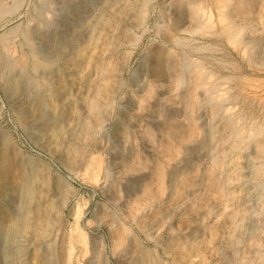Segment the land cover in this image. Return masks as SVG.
I'll return each mask as SVG.
<instances>
[{"label":"rangeland","instance_id":"obj_1","mask_svg":"<svg viewBox=\"0 0 264 264\" xmlns=\"http://www.w3.org/2000/svg\"><path fill=\"white\" fill-rule=\"evenodd\" d=\"M116 1L0 0V264H264V0Z\"/></svg>","mask_w":264,"mask_h":264},{"label":"bare ground","instance_id":"obj_2","mask_svg":"<svg viewBox=\"0 0 264 264\" xmlns=\"http://www.w3.org/2000/svg\"><path fill=\"white\" fill-rule=\"evenodd\" d=\"M116 1V0H115ZM123 1V4L125 5V6H131L132 4L134 5L136 2H134V1H132V0H120V1H116V2H122ZM148 1V0H147ZM150 1V0H149ZM224 1V0H223ZM223 1H221L222 3H223ZM116 2H115V4H116ZM187 2V1H186ZM189 2V1H188ZM225 2V4H224V6L223 5H221L220 7H222V8H224V12L222 11V15H220L221 17H220V19H224V21L226 20V19H230L231 18V16L230 15H232L233 14V16H234V14L235 13H237L238 14V16L240 17V16H243L245 13L247 14V12H246V10L247 9H249V8H251V5L254 3V0H240V1H236V2H233V1H229V0H227V1H224ZM203 3V2H202ZM202 3H200V4H198V3H192V2H189V3H184L185 5L183 6V7H181V12H178L176 15H177V17H180V19H182L181 20V22L179 21V22H177L178 23V28H179V32L180 31H183V30H180V29H182L181 27H182V24L185 26L186 24H191V23H193V24H195L196 22H200V20H201V15L204 17V18H202V19H204L203 20V22H202V24L200 25V28H201V31H199V30H197V31H199V32H201V33H203L204 32V34L205 35H207V32H209V25H210V23H211V21L213 20L212 18V16H211V14H209V15H206L205 14V11L204 10H206V8L204 7L203 8V5H202ZM118 4V3H117ZM111 5V4H110ZM138 5V4H137ZM206 5V4H205ZM112 6H115L114 4L112 5ZM121 6H123V5H121ZM113 8V7H112ZM130 8H134V6H131ZM109 9V8H108ZM218 9V8H217ZM120 10V9H119ZM133 10V9H132ZM110 11H113V10H110ZM116 11V10H115ZM134 12V11H133ZM146 12V11H145ZM107 13H108V16H109V13H112V12H106L105 13V15L102 17V19H100L99 20V23L100 24H102V26H107L108 24H109V22L110 21H112V20H110L111 18H106L105 16H107ZM114 14H115V12H114ZM113 14V15H114ZM207 14H208V12H207ZM111 15V14H110ZM204 15H206L207 16V20L205 21V16ZM107 16V17H108ZM229 16H230V18H229ZM237 16V15H236ZM105 17V18H104ZM176 17V16H175ZM212 17V18H211ZM235 17V16H234ZM244 17V16H243ZM104 18V19H103ZM240 18H242V17H240ZM177 20V19H176ZM227 21V20H226ZM230 21V20H229ZM232 21H234V20H232ZM98 22V21H97ZM118 23V22H117ZM97 24V23H96ZM99 25V24H98ZM110 26H112V23H110ZM188 26H190V25H188ZM109 27V26H108ZM197 27V26H196ZM211 27V26H210ZM177 28V27H176ZM192 28V27H191ZM234 28H236V27H234V26H232V27H230V29H228L227 30V34L229 33H232L233 32V30H234ZM193 29V28H192ZM197 29V28H196ZM195 29V30H196ZM186 30V29H185ZM194 30V31H195ZM238 30H239V28H238ZM237 30V31H238ZM178 31V30H177ZM190 31V30H189ZM188 31V32H189ZM224 31H226V30H224ZM190 32H192V31H190ZM206 32V33H205ZM124 33V32H123ZM182 33V32H181ZM186 33V32H185ZM234 33V32H233ZM232 33V34H233ZM214 35V34H213ZM234 37V36H233ZM230 38V37H229ZM232 38V37H231ZM235 38V37H234ZM179 39V38H178ZM236 39H237V37H236ZM232 41V40H231ZM239 41V40H238ZM184 42V41H183ZM236 43V42H235ZM234 43V44H235ZM177 44V43H176ZM96 45H97V43H96ZM116 45V44H115ZM179 45V44H178ZM90 47V46H89ZM107 50V49H106ZM113 50V49H112ZM104 51V50H103ZM108 51V50H107ZM103 53V52H102ZM104 53H106L105 51H104ZM104 53H103V55L102 56H104ZM20 63V62H19ZM18 63V64H19ZM173 63H174V59L173 60H169V63H168V68L169 67H171V65H173ZM17 64V63H16ZM20 64H22V63H20ZM20 66V65H19ZM44 67V66H43ZM20 68V67H19ZM104 67H102L101 68V70L103 69ZM211 73V72H210ZM200 74L201 73H199V72H197L196 73V75H197V77H199L200 76ZM104 76V75H103ZM203 77V76H202ZM104 78V77H103ZM208 79H209V77H208ZM207 79V80H208ZM225 79V78H224ZM78 80V79H77ZM102 80V79H101ZM222 80V79H221ZM200 81H201V79H200ZM213 83V82H212ZM222 88V87H221ZM223 88H224V86H223ZM104 89V88H103ZM212 90V89H211ZM88 93V92H87ZM94 93V92H93ZM155 93V91H154V89H150V91L148 92V95L149 96H153V94ZM94 96H96V95H94ZM93 96V97H94ZM100 96V95H99ZM101 97V96H100ZM148 98H150V97H147L146 99H148ZM60 99V98H59ZM143 101V100H142ZM64 103V102H63ZM144 103V102H143ZM142 103V104H143ZM93 104V103H92ZM263 128V127H262ZM175 133H176V131H175ZM149 136V138H150V142L152 143V144H154L155 143V141H154V139L152 138V136H151V134H149L148 135ZM54 142H59V141H61V137L58 135L57 137H55L54 139ZM126 168H128V167H126ZM129 170L130 171H133V172H135L136 170H137V167H131V168H129ZM261 171H263V173H264V168H263V170H261ZM161 175V174H160ZM160 175H158V176H160ZM163 176V175H162ZM262 178V177H261Z\"/></svg>","mask_w":264,"mask_h":264}]
</instances>
